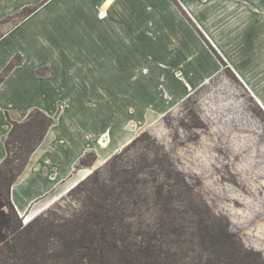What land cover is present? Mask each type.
<instances>
[{
	"label": "rangeland",
	"instance_id": "rangeland-1",
	"mask_svg": "<svg viewBox=\"0 0 264 264\" xmlns=\"http://www.w3.org/2000/svg\"><path fill=\"white\" fill-rule=\"evenodd\" d=\"M93 32L98 39L97 29ZM48 37L64 42L63 36ZM82 38L84 44H92L91 34ZM100 38V49L93 53L72 52L83 62L93 56L98 64L81 67L74 76H79L75 87L65 85L63 121L72 118L81 130L77 143L83 139L82 129L90 131L86 144H92L67 180L77 184L99 171L104 184L94 188L95 198H106L120 245L146 248L148 264H264L261 67L247 71L242 80L203 39L218 65L205 67L211 75L214 72L208 83H194L191 92L184 91L166 79L168 73H180L179 67L173 70L165 62L166 51L142 52L146 60L142 79L137 62H127L122 44L111 48L104 34ZM175 52L183 56V47ZM47 73L46 67L37 70L38 75ZM102 136L108 139L105 147L98 144ZM35 140L30 124L16 126L8 138L10 157H25ZM67 165L64 161L62 167ZM85 183L73 192L71 187L56 194L33 217L18 215L22 226L43 217L44 230L28 248V258L17 264L76 263L64 252L62 230L83 211L92 210L87 191L92 182Z\"/></svg>",
	"mask_w": 264,
	"mask_h": 264
},
{
	"label": "crops",
	"instance_id": "crops-1",
	"mask_svg": "<svg viewBox=\"0 0 264 264\" xmlns=\"http://www.w3.org/2000/svg\"><path fill=\"white\" fill-rule=\"evenodd\" d=\"M95 29L98 39L93 37ZM85 34L92 35V44H84ZM103 34L111 48L123 45L127 62H137L141 78L146 62L142 52L166 51L169 60L165 62L173 70L179 67L181 73H168L166 79L177 82L179 90L191 92L194 83H208L214 74L205 67H217L218 59L203 39L242 80L254 67H261L264 75V0H0V75L19 58L0 82V164L6 157L5 140L13 122H24L34 110L53 119L10 188L11 202L20 217L37 215L56 194L74 187L77 181L67 179L76 163L92 150V144H86L90 131L82 129L83 139L77 143L81 130L72 118L63 121V100L68 99L66 83L75 87L79 76H74L80 68L98 64L93 56L83 59L85 63L73 53L100 49ZM48 36L56 40L63 36L65 43H55ZM181 47L183 56L175 52ZM42 67L49 73L38 75ZM105 139V145L98 142L99 146H107Z\"/></svg>",
	"mask_w": 264,
	"mask_h": 264
},
{
	"label": "trees",
	"instance_id": "trees-1",
	"mask_svg": "<svg viewBox=\"0 0 264 264\" xmlns=\"http://www.w3.org/2000/svg\"><path fill=\"white\" fill-rule=\"evenodd\" d=\"M13 66V63H10L4 69L0 75V82ZM23 123L30 124L34 129L36 140L28 147L25 157L18 155L13 159L10 157L8 138L14 128ZM52 124V118L39 110H34L24 122L12 123L10 133L5 140L6 157L0 164V264H9L8 262L17 264L20 259H27L28 248L31 249L32 245H36V240L43 232L41 229L44 230L41 223L43 217L40 216L33 218L25 226L21 225L18 213L10 199V188L27 165L30 154L41 143ZM137 139H134L131 144ZM82 162L83 159H80L79 163ZM100 175L99 171L95 170L69 190L73 192L78 190L79 186L86 184L85 182H92V188L87 190L92 196L90 198L92 210L83 211L78 220L62 230L65 237L64 252L71 254L76 261L75 264H148L149 255L146 248L136 244L133 248L131 245H120L118 232H116L117 224L109 214L106 198L102 196L95 198L94 188L104 184ZM35 228L40 229L35 231ZM29 260L31 258L28 262Z\"/></svg>",
	"mask_w": 264,
	"mask_h": 264
},
{
	"label": "bare ground",
	"instance_id": "bare-ground-1",
	"mask_svg": "<svg viewBox=\"0 0 264 264\" xmlns=\"http://www.w3.org/2000/svg\"><path fill=\"white\" fill-rule=\"evenodd\" d=\"M105 138H106V137H103V139H102L103 141H99V144H100L101 146H104V145H105V140H106Z\"/></svg>",
	"mask_w": 264,
	"mask_h": 264
}]
</instances>
